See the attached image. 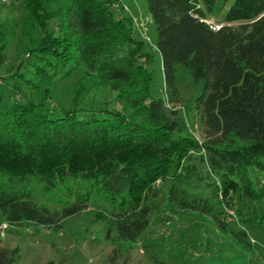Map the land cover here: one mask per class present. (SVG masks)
Wrapping results in <instances>:
<instances>
[{"label":"trees","instance_id":"16d2710c","mask_svg":"<svg viewBox=\"0 0 264 264\" xmlns=\"http://www.w3.org/2000/svg\"><path fill=\"white\" fill-rule=\"evenodd\" d=\"M117 0H22L43 37L34 49L39 82L21 64L16 76L43 92L54 75L81 69L96 84L115 90L113 109L54 111L43 98L7 103L0 93V210L10 224L59 230L87 208L91 190L79 192L63 212L33 199V179L55 187L68 178L92 180L110 209L96 213L113 244L136 243L150 228L156 183L171 177L174 213L208 216L244 249L246 229L231 230L235 194L260 199L251 170L264 181V0H234L215 31L203 19L217 0H147L157 26L165 93L155 97V57L136 38L130 16L116 17ZM57 20L50 29V21ZM239 23L238 26L229 25ZM1 34V32H0ZM0 46V63L3 61ZM186 65L204 92L196 102L206 138L182 134L180 112L165 96L176 91V66ZM42 84V85H41ZM68 201V202H67ZM0 264H19L20 248L1 244ZM44 264H56L48 260ZM119 264V263H116Z\"/></svg>","mask_w":264,"mask_h":264},{"label":"rangeland","instance_id":"374dc122","mask_svg":"<svg viewBox=\"0 0 264 264\" xmlns=\"http://www.w3.org/2000/svg\"><path fill=\"white\" fill-rule=\"evenodd\" d=\"M234 0H217L209 19L223 23L224 16ZM116 17L130 16L137 39L145 42L144 51L155 59L149 68L155 76L152 93L164 96L165 78L162 56L157 49V26L149 12L147 0H117L111 6ZM30 16L22 0H0V46L4 55L0 63V93L11 103L28 98H44L54 111L77 106L81 110L117 109L116 91L109 85L96 84L83 70H74L67 76L54 75L44 82L39 92L16 76L21 64L28 79L39 82L34 63L39 60L33 53L43 37L38 26L28 20ZM57 20L50 21V29ZM229 25L238 26L239 23ZM177 91L165 96L167 106L180 112L182 134H191L199 140L206 138L196 108L199 96L204 92V80L196 81L184 64L176 66ZM260 199L252 201L239 193L229 209L228 223L231 230L246 229L251 249L240 246L230 233L218 229L208 216L190 213H174L168 204L171 177L156 183L157 196L152 198L153 212L150 228L136 243L113 244L105 237L106 225L95 220L99 210L110 209L111 202L104 198L92 180L68 178L55 187L33 179L26 184L16 182L17 187H34L33 199L54 211L63 212L68 203L75 201L79 192L91 190L87 208L67 217L59 230L44 226L10 224L0 210L1 244L19 247L22 257L19 264H44L54 260L56 264H264V181L255 168L251 170Z\"/></svg>","mask_w":264,"mask_h":264},{"label":"built area","instance_id":"2783aa9c","mask_svg":"<svg viewBox=\"0 0 264 264\" xmlns=\"http://www.w3.org/2000/svg\"><path fill=\"white\" fill-rule=\"evenodd\" d=\"M203 20L206 21L210 25V27L215 31L221 29L224 26L223 23L216 22L213 19L205 18Z\"/></svg>","mask_w":264,"mask_h":264}]
</instances>
